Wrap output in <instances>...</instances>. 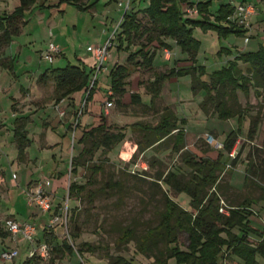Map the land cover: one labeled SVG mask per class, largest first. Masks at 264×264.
I'll use <instances>...</instances> for the list:
<instances>
[{"label": "rangeland", "instance_id": "obj_1", "mask_svg": "<svg viewBox=\"0 0 264 264\" xmlns=\"http://www.w3.org/2000/svg\"><path fill=\"white\" fill-rule=\"evenodd\" d=\"M6 1V8H3V3H0L1 12L4 10L8 11V9L12 11L16 4V0ZM41 1L37 0V4ZM192 1V5L181 6L184 17L197 18L195 8L192 6L199 0ZM230 1L236 5L250 4L254 7L255 12L252 17L250 16L247 19L245 26L250 30L253 28L252 31L256 35L249 36L246 34L245 37L230 35L227 38L218 39L214 32L205 33L200 29H195L194 37L199 41L195 65L203 69V80L208 79L209 74L213 71L219 70L224 62L232 60L237 52L253 51L252 49H255L257 43V40H255L257 34H259L258 37H264V31L260 30V27H264V6L261 1L214 0L210 9L211 11H215L220 4ZM136 2L138 6L134 8V3ZM82 3L89 6L94 4V6L87 11H78L68 3L60 4V17L63 14L64 26L68 25L70 30L69 34H65L62 37L67 46L65 48L66 59H62L61 62L59 61V58L63 57L61 48L54 43H47L41 40L45 33L40 32V24L43 23L46 28L48 27L46 18L52 10L45 9L41 11L42 13L36 12L30 16V29L28 32L32 34V41H35V48L32 50L37 54L39 59L47 61L43 58V55L47 51L49 44L57 46L60 50L52 58V60L55 59L53 65H51L52 61H47L51 67H56L60 63L78 64L74 57L75 51H78L77 54L82 55L84 58L86 57L85 68L89 71L93 64L95 65V62L93 63L89 55L88 46L98 45L99 42H103L102 44H104L113 33L117 35L120 31L119 25L125 13V8L126 12H135L136 8L145 7L148 4V0H135V2L129 0V3L127 0H82ZM116 5L119 9L116 8ZM101 10L105 13L108 11L112 12V15L107 19L105 18V13L100 15ZM138 19L144 25L147 24V18L140 12L138 13ZM57 24L58 21L54 20L49 28H56ZM258 25L261 26L257 27ZM245 39L251 40L250 44L245 43ZM141 41L143 42L144 40L141 39ZM138 44H140V39L135 40L134 45L130 47V52L136 51ZM45 46L46 49L43 52L39 51ZM117 46V38L114 36L112 46L109 48L107 54V57H109L108 61L105 60L106 62L103 63L105 70L97 73L94 97L86 101V95H82L78 99L81 102L78 108L73 109L69 98L57 103L53 81H49L44 85L38 84L37 87L31 84L30 89L33 92L30 99L24 102L18 100V105H21L20 109H27L30 115H35V118L37 116L36 119L39 123L44 125H42V133H37L38 129L35 126L31 128V135L35 143L30 151V160L26 161V164L34 177L26 186L20 187L17 185V193L21 192L24 194V192L32 191L39 186L45 189L44 183L47 179L51 178V174L56 171H62L64 168L69 173V183H75L79 186L86 185L85 192L75 196L67 197L66 191L61 194L57 193V195L47 192L54 207L61 209L64 206L63 209L67 208L66 228L62 229L59 226L47 228L46 223L42 222L38 224V230L48 229L53 232L55 230L57 242L61 243L63 240H67L70 246L74 247V251L83 243L104 247L108 251L100 250L93 254L83 253L81 256L74 254L73 256L66 255L60 257L52 255L49 249V257L41 258L35 256L36 262L34 260L26 262V255L21 254L14 260L15 264H48L50 258H56L54 264H106L111 256H123L127 259H132L136 264H151L153 262L152 258L144 257L136 252L135 242L143 236L147 229L158 225L160 213L164 210L163 193L167 194L183 209L190 210L188 205L189 198L185 194H175L170 188L163 185L162 182L156 180V176L162 174L164 178L167 174L173 173L185 181L190 176V173L188 168L183 164L182 157L185 154L183 152L191 151L198 154V151H194L195 149L206 148L209 150L208 156L216 157L217 153L207 143V137L212 136L215 141L221 142L217 139L218 131L215 128L221 129V126H224L227 129L228 126H232L229 120L220 119L212 112L206 118L199 109V103L204 98V91L199 90L195 94L192 93L190 83H186L181 77H179L181 79L172 78L165 82L161 91V98L155 102L153 110L146 111L138 105L130 104L129 95L131 93L139 94L143 102H148L150 96L145 91L146 84L153 79L154 73L166 72L168 70V67L159 68L162 62L160 59L165 53H163L162 49L154 50L152 46L150 47V52L154 51L155 55L157 54L156 67L151 70H145L144 68L140 69L137 65L130 66L129 77L125 80L127 82V86L125 87L126 95L122 98L112 95L111 91H109L110 84L108 71L106 70H111L113 67L117 53H120V61L122 63H125L127 57V53L123 49L119 51ZM221 48L231 50V54H218ZM241 68L242 72H246L247 67L241 65ZM42 72L44 70L41 68L34 67L30 72L24 73V75L27 78L29 77L28 79L32 83ZM93 74H95L94 71ZM107 92H110V95L106 94ZM108 95L111 97L110 100L107 98ZM239 95L243 101L242 104L245 112L251 113L245 114L247 117L246 121L249 123L258 115L260 124L262 123L261 126L264 128V102L261 99H255L254 91L250 95L253 105L249 104L248 97L245 98L241 93ZM109 103H111V106H108ZM165 106H168L176 115H180L184 120V125L189 130L185 136V148L179 153H172L170 150L171 144L165 143L142 152L141 146H144L149 136L143 131L133 129L132 125L140 122L142 125L154 127L160 121L161 112ZM74 110L77 113L81 126L90 122L92 114L95 110H99L105 117L107 126H111L112 131H122L124 139L112 147L106 154H102L99 150L93 154L91 159L89 156L83 157L82 160L86 161L85 167H78L75 174H70L73 169L72 166L70 167L71 159L73 160L79 156L84 145L87 148L90 147L89 142H86L84 145L79 143L81 131L78 129L79 127H76ZM65 124H68L70 128L68 132L64 130L66 136L62 138L57 132H61L62 128L60 126H64ZM179 127L186 130L182 126ZM48 129H51L52 133ZM261 138L262 136L260 135L257 141L261 142ZM198 140V147H195V143ZM243 146L250 148L248 143L242 138H238L235 145L236 149L233 150L234 158ZM232 159L228 157V166ZM100 163H103L102 171L92 175L90 169L87 167H93ZM228 179L229 177L224 175L222 183L228 184ZM230 181L233 186H243L244 173L241 164L232 170ZM60 195L62 199L59 198L57 201L60 202L61 200L63 203L61 202L59 205L53 201L57 198L56 196L60 197ZM31 206H34L35 211H40L35 205ZM59 210L55 208L56 213ZM257 211L260 215L264 213V210L260 207H257ZM56 213L49 212L50 219ZM257 218L258 216L252 214V220ZM10 219V216L1 217L0 226L4 220ZM127 227L134 230L133 241L126 247L121 246L116 248L115 243L121 231ZM233 232L236 233L238 231L233 230ZM74 234L78 238H74ZM69 239L71 242H69ZM251 241L253 243L256 242L253 239ZM12 242L19 248L17 241L12 240ZM178 245L182 250L186 248L187 236L184 233L179 234ZM148 256L150 257V255ZM0 261L2 262L1 264L5 263L1 255ZM168 264H176V262L169 260Z\"/></svg>", "mask_w": 264, "mask_h": 264}, {"label": "trees", "instance_id": "obj_2", "mask_svg": "<svg viewBox=\"0 0 264 264\" xmlns=\"http://www.w3.org/2000/svg\"><path fill=\"white\" fill-rule=\"evenodd\" d=\"M214 0H199L192 6L195 8L197 18L184 17L182 5H192V0H148V5L135 12L124 13L120 31L115 34L118 42V50L123 49L127 53L124 64H115L109 71V84L112 95L122 98L125 94V81L129 77V67H137L151 70L154 68L156 55L150 52L166 49L170 46L166 40L174 42L182 54L188 57L193 65L189 68H171L166 72L154 73L153 79L145 86L146 93L150 96L149 104L142 102L141 96L137 93L129 95L132 105H138L143 110L149 111L155 108V102L159 99L163 85L172 78L183 76L191 77V90L196 93L199 90L205 92V97L200 109L209 114L212 112L220 119L237 118V130L231 131L223 142L222 151L217 157H208L209 150L198 148V154L194 152L185 153L182 157L183 164L188 168L190 176L181 180L173 173L156 176L166 187L175 194H185L189 198L190 210L180 207L167 194L163 193L164 210L160 213L158 225L147 229L136 243V252L147 258H152L151 264H168L174 260L176 264H259L257 257L264 258V228H255L251 225L249 210L250 202L242 201L237 203V195L228 184L222 183L223 172L226 167L224 154H229L234 149L239 137V125L244 118L245 109L237 99V92L248 96L249 89H253L256 98L264 102V47L259 46L255 52H237L232 60H228L219 70L209 74L208 81L201 80L204 71L195 65L196 55L199 49V41L194 37L195 29L202 32H214L218 39L227 38L230 35L243 36L248 33L244 25L235 23L231 18L234 13V6L229 2L220 4L215 11H211V4ZM222 1V0H220ZM264 6V0H260ZM61 3H68L76 7L78 11H87L91 6L83 5L82 0H58L57 6ZM37 4V0H19V5L9 14L0 16V51L10 44L14 37L20 35L28 19V13ZM44 3L38 6L39 9L49 8ZM147 18V24L138 19V13ZM212 19V20H211ZM140 39L136 51L130 52V47L135 40ZM141 39L144 41L142 42ZM231 54V50L221 48L218 54ZM139 58V59H138ZM136 59H138L136 61ZM238 62L247 65L246 72L238 67ZM94 68L87 71L83 64H67L64 67H56L45 71L40 80L43 82L53 81L54 91L57 95V103L64 98H72L76 93L80 98L86 95V101L91 100L94 94L96 80L92 82ZM92 74V75H91ZM79 98V99H80ZM110 100V96L107 97ZM79 101V100H78ZM81 105V102H78ZM76 115V127H79V119ZM264 116V115H263ZM260 124L259 116L256 115L250 122L246 140L251 141ZM184 125V120H178L176 115L168 107H165L160 116V121L150 127L140 122L132 125L133 129L143 131L149 137L146 139L141 151L144 152L155 146L170 143L172 153H179L185 148L186 132L179 126ZM107 126L103 114L96 117V122L90 126L82 127L79 143H90V147L82 148L79 156L71 159L70 174H75L78 167H85L83 157L90 159L97 151L106 154L117 143L124 139V133L120 130L112 131ZM16 141L19 149L26 144L24 134L19 127L16 130ZM262 148L253 147L247 154L248 164L246 168L245 186L254 185L261 191V198L264 199V138L262 137ZM140 143V142H139ZM138 143V144H139ZM199 140L195 143L198 147ZM140 147V144L138 145ZM231 161L230 167H235L237 157ZM252 157V159H251ZM250 161V162H249ZM90 169L92 175L102 171L103 163ZM231 172H228V174ZM223 174V175H222ZM227 173H225L226 175ZM68 174H60L58 178L67 177ZM88 183V182H87ZM86 185L69 183L67 195L75 196L82 194ZM228 207V214L218 212L220 201ZM44 241L50 247L55 240L48 229H44ZM237 230L238 232H233ZM184 233L187 236V246L182 250L178 245V236ZM134 230L124 228L115 243V247H126L134 239ZM74 238H78L76 234ZM251 239L256 242L253 243ZM107 248L92 246L87 243L80 244L76 250L78 256L83 253L93 254ZM73 247L66 240L61 245L52 248L51 252L73 254ZM150 255V257L148 256ZM35 260L31 258L29 261ZM238 260V261H237ZM28 261V262H29ZM53 264V261L50 262ZM106 264H136L132 259L123 256H111Z\"/></svg>", "mask_w": 264, "mask_h": 264}, {"label": "crops", "instance_id": "obj_3", "mask_svg": "<svg viewBox=\"0 0 264 264\" xmlns=\"http://www.w3.org/2000/svg\"><path fill=\"white\" fill-rule=\"evenodd\" d=\"M127 1L129 3V0H127ZM6 2H7L6 0H0V3H3V5H2L3 8H6V6H7V5H5ZM133 2H135V0H133ZM42 3H44L46 6H51V7L39 9L38 6ZM57 3H58L57 0H42L40 3L36 4L34 6V8L31 10V12L28 13L29 16H28L27 22L24 25L20 35L17 37H14L12 39V41L10 42V44L8 46H6L2 51H0V218L3 216H10L11 217L10 220H12V221H16L19 223L28 222V223L33 224L35 226V229H36L35 234H34L35 245L42 244V243L46 244L44 241V233L46 231L44 229L38 230V224L43 222V223H46V226H47L49 224V221H50L49 214L47 213V214L43 215L40 211H38V210L35 211L34 206H31L26 202L24 194L21 192L17 193L16 189L18 186H20V187L26 186L30 181H32V178L34 177L33 173L28 169V166L26 164V161L30 160V157H31L30 151L32 150V147L34 146V143H35L33 141V136L31 135V128L35 126L36 129H38L37 133H42V131H43L42 125H44V124L39 123V121L36 119L37 116L35 118V115H30V112L27 109H23V110L20 109L21 105H18V102H19L18 100H21L22 102H24V101H27L30 99V96L32 95V92H33L30 89L31 84H33V86L37 87L38 84L44 85V84H47V82H49V81L43 82L42 80H40V76L45 71L52 69V68H56V67H64L65 65L70 64V63H63V64L60 63V65H58L56 67H53V66L51 67V65H53L55 59L52 60L51 65L47 61H41L39 59V57L37 56V54H35V52L32 50L35 48L34 47L35 41L34 40L32 41V38H31L32 34L30 32H28L30 29V24H29L30 20H31L30 16L34 15L36 12L42 13L41 12L42 10L51 9L52 12H54V13L50 12L47 15L46 22H47L48 27L46 28L43 23L40 24V32L42 31L43 33H45L44 37H42L41 40L43 42L46 41L47 43L51 42V43L58 45L61 48L62 54H63V57H60L59 61L61 62L62 59H66V52H65L66 49L65 48L67 46V43L65 42V40L62 37H64L65 34H69L70 30H69L68 25L64 26L65 21L62 19L63 14L60 17V12H61L60 11V5L57 6ZM229 3L233 6L236 5V4H233L232 1H230ZM18 5H19V0H16V4L14 5L13 10ZM83 5H88V4H83ZM248 5H250V4H248ZM135 6L136 7L138 6L137 2L134 3V8H135ZM145 7H143V8H145ZM74 8H76V7H74ZM116 8L119 9L118 6ZM143 8L138 7L135 9V11L143 9ZM131 9H132V7H131ZM12 11H9V9H8V11L7 10H4L3 12L0 11V16L3 14H9ZM125 11H126V8H125ZM100 13H101L100 15H102L105 12H103L101 10ZM111 13L112 12H109V11L106 12L105 18L109 19V16L112 15ZM251 17H252V15H251ZM112 19H114V18H112ZM54 20L58 21L57 27L56 28H49L50 24L53 23ZM121 20H122V18H121ZM72 26L75 28L74 25H72ZM259 26H261V25H258L257 27H259ZM252 29L253 28H251V30L248 29L247 34L249 36L250 35H253V36L256 35V34H254V31H252ZM260 30L264 31V27L263 28L260 27ZM50 32H51V34H50ZM258 35L259 34H257V37L255 38V40H257L255 49H252L253 51H249V52L257 51L259 46L264 47V37H258ZM250 41L251 40L248 41V39H247V42L246 41H244V42L250 44ZM102 43L103 42H99L98 45H95V46L102 45ZM166 43L170 46V51L166 50V49H162L163 53H165V54L160 59L162 62H161V65L159 66V68L168 67V69H171V68L184 69V68H189L193 65L191 62L188 61V57L185 54H182L180 49L175 46L173 41L166 40ZM91 46H93V45H91ZM88 47H90V46H88ZM45 49H46V46L43 47L39 51L43 52ZM77 52L78 51H75L74 57L76 58L78 64H83L84 68H85L87 59H85L86 57L84 58L82 55L77 54ZM32 54H33V56H32ZM119 54L120 53H117V56L115 57L114 65L117 63L121 64V65L124 64L120 61L121 59H120ZM89 55L92 58L93 63H94L95 59H94L92 53L89 52ZM106 58H107L106 60L108 61L109 57H106ZM156 59H157V54H156ZM156 59H155V61H156ZM155 61H154V68L156 67ZM226 63L227 62H224L222 64V66L226 65ZM237 64H238V67L240 69H242L241 65H243L244 67H247L246 64H243L241 62H238ZM93 66H95V65L93 64ZM93 66L91 67L90 71L92 70V68H94ZM34 67L35 68L39 67L42 70H44V72H42L41 75L36 77L35 80L32 83H30V81L28 79L29 77L27 78V76L24 75V73L30 72ZM104 70H105V68L102 67L100 72H103ZM106 71H108V74H109L110 70L107 69ZM181 78L184 79V81L186 83H190V89H191V78H190V76L187 75V76H184ZM181 78H173V79H181ZM202 78L203 77H201V80H203ZM187 79H189V80H187ZM203 81H208V79L203 80ZM162 90H163V88H162ZM252 90H251V88L249 89V93L247 96L250 105H253V102L250 98V95L253 92ZM239 93H241V92H239V91L237 92V99H238L239 103L241 104L242 108H244L243 104H242L243 101H242ZM23 94H25V95H23ZM106 94H108V92ZM203 94L205 97L204 92H203ZM78 95H80V93L74 94L72 96V98L67 97L71 100V104H72L73 109H76L80 106L78 104V102H79L78 99L80 98ZM93 97L94 96H92V99H93ZM247 97H245V98H247ZM160 98H161V94H160L159 99ZM141 99H142V97H141ZM203 99H202V101H203ZM255 99H256V97H255ZM65 100H66V98L62 99L61 101L63 102ZM61 101H59L58 103H60ZM202 101H200L199 105L201 104ZM142 102H143V100H142ZM149 102H150V100L148 102H143V103L149 104ZM109 105L111 106V103H109ZM165 107H168V106H165ZM201 112L205 115L206 118H208V114L204 113L202 110H201ZM75 113H76V111H75ZM173 113L176 115L175 112H173ZM247 113L251 114L250 112H246L245 114H247ZM99 114H100V111L95 110V112L91 116V121L88 122L84 126H81L79 124L78 129H80V131H81L82 127H86V126H90V125L94 124L96 122V117ZM245 114H244V118L242 119V121L239 125V137L238 138H242L246 143H248L250 145L251 149L243 146V148L239 151V156L237 157V162H236L235 167H230L231 166V163H230L229 168H226L228 166L227 163H228V157L229 156L227 154H224V156L226 158V160H225L226 167L224 169L223 174L225 175V173H227L226 175L229 177L228 185H230L233 188L234 193L237 195V200H238L237 203H240L242 201H249L250 202L249 210L252 212V214L258 216V218L255 220H252V216L250 217L251 225H253V227H255V228L262 229V228H264V213H263V215H260L257 211V207H260L262 210H264V199L261 198V191L256 186H254V185H249L247 187L245 186V177H246V168H247L248 159H249L247 157V154L248 153L251 154L250 151L252 150L253 147L260 148V149L262 148L261 147L262 142H258L257 140L260 138V135L264 138V128H263V126H261L262 123L259 124L254 138L251 141L246 140V133H247L250 122L248 123L246 121L247 117ZM176 118L178 120H183V118L180 115H176ZM228 120L231 122L232 126H228L227 129H225L224 126H221V129L215 128V130L218 131L217 139L220 140L221 143L224 142L226 136L231 131L237 130V127H238L236 117L231 118V119H226V121H228ZM18 127H19L20 131L24 134V137L26 140V143H25L26 145L22 149L18 148L17 141H16L15 133H16V130ZM60 127L62 128V130H61V132H57V133L60 135V137L65 138V136H66L65 132H68L70 127L68 124H65L64 126H60ZM182 127L186 128L185 132L187 135L189 130L187 129V127L185 125H182ZM261 129L263 130V132ZM64 130H65V132H64ZM48 131L51 132V129H48ZM81 133H82V131H81ZM261 141H262V138H261ZM235 149H236V147L234 146L233 150H235ZM215 151H216V153L220 152L217 150H215ZM208 157H210V156H208ZM216 157H217V155H216ZM216 157H214V158L210 157V158L215 159ZM251 159H252V157H251ZM239 164H241V167H242V170L244 173V184L242 187L233 186L231 181H230L232 170L236 169L239 166ZM64 169H62V171H56L55 173H52L51 178L47 179L45 181L44 185L46 187L45 188L46 192L52 193V194L55 193L57 195V193L61 194L62 192L66 191V195H67V187L69 184L68 178L67 177L58 178L60 174H68L69 175V173L67 171H65ZM228 172H231V173L228 174ZM56 197L57 198L55 199V201H53V199H52V201L57 203V204H59V203L61 204V202H62L61 200H60V202L57 201L59 198L62 199L61 195H60V197L59 196H56ZM67 197H68V195H67ZM24 199H25V203H24ZM221 201H223V200H221ZM63 207L64 206H62L61 209L54 207V204L52 203V212L53 213H56L55 208L58 210L60 209L59 212L56 213V215L59 217L58 218L59 220L55 223L54 226L55 227L59 226L62 229L66 228V225H65L66 221L65 220H67V219H65L66 216H64ZM6 221H8V220H4L0 226V255L3 251L17 250V256L13 260L5 261L4 264H15L14 260L17 257H19L21 254L26 255L25 259H26V262H28L31 259L28 257V252L30 250L29 244L26 243L19 236H16L15 238H13V236L6 230V225H5ZM47 233H51L55 237V240L53 241L52 245L49 247L50 252H51L52 248L61 245L62 242L61 243L57 242L58 239H57V235L55 233V230H54V232L48 230ZM12 240H14L15 242L17 241V243H18L17 245L19 246V248H17L15 246V243H13ZM73 250H74V247H73ZM51 253L54 256L58 255L60 257H64L66 255L67 256H73L74 254L78 255L76 253V250L73 251V254H71V255H69L67 252H65L63 254L62 253L56 254L55 252H51ZM48 257H49V254H48ZM55 259L56 258H50L48 264H50L51 261H53V264H54ZM256 259H257L259 264H264V258L257 257ZM34 261L36 262V259ZM1 263L2 262L0 261V264Z\"/></svg>", "mask_w": 264, "mask_h": 264}, {"label": "built area", "instance_id": "obj_4", "mask_svg": "<svg viewBox=\"0 0 264 264\" xmlns=\"http://www.w3.org/2000/svg\"><path fill=\"white\" fill-rule=\"evenodd\" d=\"M254 12H255L254 7L251 5L237 4L234 5V13L231 19L235 23L245 26L247 24L246 23L247 19L251 15H253ZM114 36L115 33H113L112 36L109 39H107L104 44L99 46H90L87 49L88 52L92 53L95 59V66H94L95 74H93L92 76V82L90 87L93 86V83L95 82L97 77V73L100 72L103 67V63L106 60L108 50L112 46V41ZM245 41L247 42V39H245ZM59 52L60 50L57 46L53 44H49L47 51L43 55V58L51 62L54 55L58 54ZM108 94L110 95V92H108ZM206 141L217 151H221L223 149V143L215 141L212 136H208ZM228 156L234 158L233 150L231 153L228 154ZM226 168H229V166H227ZM24 195L27 203L29 205H35L43 214H47L52 211L51 199L47 195L46 190L43 189L42 186H39L32 191L24 192ZM218 212L223 215L228 214V207L223 201H220V207ZM66 214H67V208H64V216H66ZM58 218H59L58 216L54 215L52 219H50L47 228L53 227L55 223L59 220ZM5 225H6V230L13 236V238L19 236L26 243L29 244L30 246V250L28 252L29 258H34L35 256L45 258L48 256L49 246L47 244L42 243L35 245L34 234L36 229L33 224L28 222L19 223L16 221L8 220L6 221ZM69 242H71L70 239ZM16 256H17V250L4 251L1 253V258L3 261L13 260Z\"/></svg>", "mask_w": 264, "mask_h": 264}]
</instances>
